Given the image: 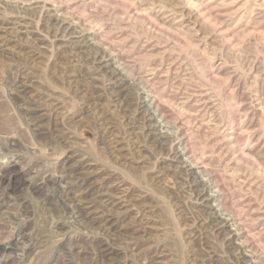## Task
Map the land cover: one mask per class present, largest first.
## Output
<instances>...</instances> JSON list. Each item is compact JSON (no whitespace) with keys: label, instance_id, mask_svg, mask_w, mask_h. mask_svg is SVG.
Returning a JSON list of instances; mask_svg holds the SVG:
<instances>
[{"label":"rangeland","instance_id":"obj_1","mask_svg":"<svg viewBox=\"0 0 264 264\" xmlns=\"http://www.w3.org/2000/svg\"><path fill=\"white\" fill-rule=\"evenodd\" d=\"M0 28L2 264H241L243 244L264 264V0H0ZM62 173L97 223L42 201ZM197 182L232 243L200 226Z\"/></svg>","mask_w":264,"mask_h":264},{"label":"bare ground","instance_id":"obj_2","mask_svg":"<svg viewBox=\"0 0 264 264\" xmlns=\"http://www.w3.org/2000/svg\"><path fill=\"white\" fill-rule=\"evenodd\" d=\"M47 17V16H46ZM49 17V16H48ZM47 20V19H46ZM49 20L51 21V23L55 26H57L60 21L59 20H56L54 19V17H49ZM52 26V25H51ZM60 27V26H59ZM68 28V26H67ZM66 28V29H67ZM1 29V28H0ZM5 31V30H4ZM1 32V31H0ZM60 33V32H59ZM70 33V31H69ZM60 35V34H59ZM1 36V35H0ZM62 37V36H61ZM70 37V36H69ZM2 38V37H1ZM60 38V37H59ZM58 38V40H59ZM71 40H77L78 39V36L74 35V34H71V37H70ZM1 40V39H0ZM68 42V41H67ZM66 42V43H67ZM78 44V43H77ZM81 44V43H80ZM82 47L86 46V43L84 42V45L81 44ZM98 69L102 70L103 72H106L109 74V77H110V80H111V84L113 85L114 87V90H115V93H114V90H113V93L114 94H118L119 92L122 93V91L124 90L123 87L125 85V82H126V79L125 78H119L118 77V74L117 70L115 71H112L111 68V65L109 64V62L107 61H101L99 62L98 64ZM113 67V66H112ZM105 73V74H106ZM121 76V75H120ZM108 77V78H109ZM111 85V86H112ZM18 89H19V93L23 92L24 90H26V87L24 84H19L18 85ZM147 98V96H145ZM146 100H144L145 102ZM33 102V100H32ZM35 103V102H34ZM151 104V102H150ZM152 104L154 105V103L152 102ZM155 106V105H154ZM143 107V106H142ZM141 108V107H140ZM149 107L147 106V109ZM26 110V109H25ZM143 110V109H142ZM155 112H157V108L155 106ZM144 111V110H143ZM146 111V110H145ZM144 111V112H145ZM29 112H37L36 109H33L30 108L29 109ZM149 114V113H148ZM160 114V113H159ZM39 116V115H37ZM152 116V115H151ZM151 116H145V128L147 129L148 131V134L153 137V138H157L156 140L159 141V144L160 145H163V144H166L165 142V139L163 137V134L160 135V133L158 132V125L155 126L153 124H155V122L152 124V121H153V118ZM33 117V116H32ZM30 118V117H29ZM143 120V119H142ZM39 122V118H35L33 117L32 119V126H36V124ZM160 126V125H159ZM163 126V125H162ZM146 131V132H147ZM148 137V135H147ZM165 137H168L165 136ZM168 139V138H167ZM177 141V140H176ZM154 142V141H153ZM152 143V142H151ZM158 143V142H157ZM180 144V143H178ZM13 146V145H12ZM164 146V145H163ZM162 146V148H163ZM155 147V146H154ZM158 147V146H157ZM164 149V148H163ZM167 149V148H165ZM162 150V149H161ZM166 151V150H165ZM184 152V151H183ZM184 153H181V152H177L174 154V156L172 157L173 161L180 165L183 169H185L187 172L189 173H192L194 171V166L192 167L191 165H186V163H182L183 160V157H184ZM183 159V160H182ZM171 160V161H172ZM13 163V162H10V164ZM16 163H13L12 165H15ZM9 167V166H8ZM7 168V167H6ZM1 171V170H0ZM4 171V170H3ZM6 171V170H5ZM13 171V170H11ZM197 172V170H196ZM195 172V174H196ZM17 173V172H16ZM77 174V173H76ZM194 176H197L195 175ZM5 175V174H4ZM75 175V174H74ZM69 177V173L68 174H63L62 175L60 174V176H55L57 178H50V179H46L44 183H36V186H37V190L40 192V197L42 199V201L47 204L49 206L50 209L52 208H55L57 204L59 208H61V210H63L62 212L65 213V216L66 218H69V219H72L74 220L79 226H81L80 224H84L83 221L86 220V222L88 221L89 223L91 224H95L97 223V219L96 217H92L91 214H88L90 212H88V208L89 207L88 203H86L84 200L82 199H79V197L75 198V197H70L73 195V185H71L70 183H68L67 181L65 182V179ZM73 176V175H72ZM199 176V175H198ZM4 177V176H3ZM7 177V176H6ZM24 177V176H23ZM29 177V176H27ZM196 178V177H195ZM199 178V177H197ZM3 179V178H2ZM24 179V178H23ZM42 179V177H41ZM38 180V179H37ZM69 180V179H68ZM78 180V179H77ZM4 181V180H2ZM6 181V179H5ZM25 182L27 181H23L21 179V177L19 176H16V177H13L10 179L7 180V183H8V187H9V190L12 191V192H18L19 189H22V187L25 185ZM28 184H31V183H28ZM63 184V185H61ZM2 185V184H1ZM3 186V185H2ZM194 186V185H193ZM196 196L197 198L195 197V199H197L198 203L197 205L206 210V217L204 219H202L200 222H201V225L202 226V229H205L206 231H208V233L210 234H224L227 242H231V241H234L233 239H236L238 236H239V231H238V228L235 226V229L232 231V232H229L228 228H230L231 226L234 225V220L233 219H227L226 217H222V215L219 214V212L217 210H215L214 208H212L210 205L211 201L213 200V197H205L204 196V191H205V185L201 184L200 182H197L196 183ZM4 191V190H3ZM195 191V190H193ZM2 192V191H0ZM36 192V191H35ZM83 192V191H82ZM28 193V191H27ZM31 193V192H29ZM1 194V193H0ZM18 194V193H17ZM93 194V193H92ZM13 195V194H12ZM37 195V194H36ZM82 197V196H80ZM91 198V197H90ZM10 199V197H9ZM7 201V200H6ZM7 203V202H6ZM14 202H12L11 204H13ZM22 203V202H21ZM10 204V205H11ZM46 206V205H45ZM7 207V206H6ZM18 207V206H17ZM56 207V208H57ZM20 208V207H19ZM45 208V207H44ZM22 210V208H21ZM47 210V209H46ZM53 210V209H52ZM7 211V210H6ZM13 211V210H12ZM11 211V212H12ZM49 211V210H48ZM54 211V210H53ZM199 211V210H198ZM8 212V211H7ZM52 212V211H51ZM200 212V211H199ZM203 212V211H202ZM9 213V212H8ZM6 214V213H5ZM18 214V213H17ZM4 215V214H3ZM7 215V214H6ZM19 215V214H18ZM25 215V214H24ZM64 215V214H63ZM62 215V216H63ZM23 216V215H21ZM20 216V217H21ZM55 216H58V215H55ZM204 216V215H203ZM227 216V215H226ZM15 217V215H14ZM5 218V217H4ZM16 218V217H15ZM59 218V217H58ZM57 218V219H58ZM4 220V219H3ZM68 220V219H67ZM200 220V219H199ZM22 221V220H21ZM71 221V220H70ZM199 222V223H200ZM16 223V222H15ZM21 224V223H20ZM28 224V223H27ZM26 224V225H27ZM69 224V223H68ZM54 225V224H53ZM71 225V224H70ZM86 225V224H84ZM83 225V226H84ZM89 225V224H88ZM238 225V224H237ZM65 226V224L63 222H59V225L56 226V230L60 231L62 230V227ZM95 226V225H94ZM82 227V226H81ZM89 227V226H88ZM103 227V226H102ZM98 228H101V227H98ZM107 228V227H105ZM69 229V228H68ZM85 229V228H84ZM28 230V229H27ZM26 230V231H27ZM95 230V229H94ZM99 230V229H98ZM107 230V229H106ZM109 230V229H108ZM201 230V229H200ZM57 231V232H58ZM103 231V230H102ZM19 232V231H18ZM31 232V231H29ZM55 232V231H53ZM57 232L55 234H57ZM28 233V232H27ZM109 233V231H108ZM18 234V233H17ZM103 234V233H102ZM104 234H106L104 232ZM113 234V233H112ZM196 234V233H195ZM29 235V234H28ZM58 235V234H57ZM61 235V234H60ZM65 235V234H64ZM110 235V233H109ZM204 235V234H203ZM241 235V234H240ZM19 236V235H18ZM24 236V235H23ZM23 236H19V237H23ZM26 236V235H25ZM106 236V235H105ZM220 236V235H219ZM127 238V237H126ZM133 238V237H132ZM129 239V238H128ZM21 240V239H20ZM130 240V239H129ZM134 241V239H132ZM224 240V239H223ZM58 241V240H57ZM66 241V240H65ZM201 242V241H200ZM20 243V241H19ZM24 243V242H23ZM206 244V242H203ZM232 243V242H231ZM235 243V242H234ZM234 243L232 245H234ZM242 243V241H241ZM17 244V243H16ZM31 244V243H29ZM100 244V243H99ZM130 244V243H129ZM248 244V243H247ZM11 245V244H10ZM18 245V244H17ZM25 245V244H24ZM64 245V244H63ZM98 245V244H97ZM236 245V244H235ZM6 246V245H5ZM15 246V245H14ZM22 246V245H21ZM33 246V245H32ZM99 246V245H98ZM29 247V246H28ZM34 247V246H33ZM112 247V246H111ZM231 247H234V246H231ZM237 247V246H236ZM20 248V247H19ZM24 248V247H23ZM246 248H249L248 245H239L237 249H240V251H242L240 253L241 257L239 258L241 260V264H254V257L251 255V251H245ZM206 249V248H205ZM14 249L12 247H0V263L1 262H5V258L3 257L4 255H6V261H8L9 259L10 260H14L15 258L11 256V254L14 252L13 251ZM250 250V249H249ZM204 251V250H203ZM24 252V251H23ZM102 252H106L109 254L110 250H106V249H103ZM194 252V251H193ZM236 252V251H235ZM111 253V252H110ZM206 253V251H205ZM253 253V252H252ZM13 255V254H12ZM106 255V254H105ZM204 255V254H203ZM208 255V254H207ZM111 256V255H110ZM18 257V256H17ZM102 257V256H101ZM21 258V257H20ZM256 258V257H255ZM19 259V258H18ZM101 259V258H100ZM108 259V258H107ZM205 259V257H204ZM200 260V259H199ZM203 260V259H202ZM15 261V260H14ZM13 261V262H14ZM106 261V260H105ZM108 261V260H107ZM198 261V260H197ZM11 262V261H10ZM18 262V261H17ZM111 263V261H108ZM108 262L106 264H108ZM199 262V261H198ZM104 263V262H101V264ZM154 263V262H153ZM205 263V262H204ZM212 263V262H211ZM2 264V263H1ZM16 264V262H15ZM105 264V263H104Z\"/></svg>","mask_w":264,"mask_h":264}]
</instances>
